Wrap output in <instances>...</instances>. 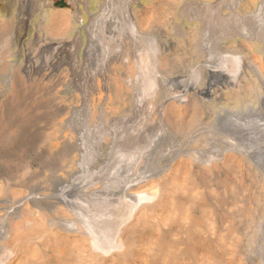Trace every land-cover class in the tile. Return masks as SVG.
Returning a JSON list of instances; mask_svg holds the SVG:
<instances>
[{
    "label": "rangeland",
    "instance_id": "obj_1",
    "mask_svg": "<svg viewBox=\"0 0 264 264\" xmlns=\"http://www.w3.org/2000/svg\"><path fill=\"white\" fill-rule=\"evenodd\" d=\"M101 1L55 0L57 13L33 6L30 21L17 23L15 7L0 0V264H264L263 172L239 151L211 164L195 158L232 140L217 126L225 113L264 127V0H132L138 36L129 29L104 41L107 31L83 27ZM201 1L210 11L198 10ZM50 41L64 42L67 62L26 72L29 57L50 55ZM153 41L159 67L145 74L140 60ZM216 66L234 81H212L207 67ZM153 78L152 105L172 135L148 151L152 177L128 189L158 194L131 224L125 253L91 259L81 236L51 221L76 218L64 203L106 190L113 167L127 163L121 132L148 120ZM210 82L208 95L194 89ZM182 149L190 152L153 172ZM145 150L134 164L144 167Z\"/></svg>",
    "mask_w": 264,
    "mask_h": 264
},
{
    "label": "bare ground",
    "instance_id": "obj_2",
    "mask_svg": "<svg viewBox=\"0 0 264 264\" xmlns=\"http://www.w3.org/2000/svg\"><path fill=\"white\" fill-rule=\"evenodd\" d=\"M5 1L9 6L13 5L15 7L18 19L17 23L26 19L27 16L30 21L33 6H41L40 10L43 12L45 17H48L49 14H55L61 10L55 6V0H42L43 4L41 3V0H37L35 5L33 3L34 0ZM76 1L77 0H75V2ZM79 1L82 3L84 2V0ZM88 1L90 2V0ZM131 1L132 0H102L99 3V10L89 13L90 19L89 21L87 20L88 22L86 24H83V27L89 31L87 32L88 34L97 32L99 35L101 32L107 31L108 35H100V38L103 41L107 40V38L109 39L110 35H121L123 34V31L129 29L132 34L136 33L135 36H138L137 32L140 31V28L137 25V18L133 14L134 6H132ZM197 5L199 8L206 6L204 10H202L203 8L201 10L198 9L199 11H210L211 4L207 1H201ZM75 7H77L75 8V13L73 8L69 11L70 15L72 14L73 16V22H75L74 17L78 18V11H81L77 5ZM158 44L159 43L154 41L150 43L145 49V51H147L145 54V60H143V58L140 60V63L144 65L142 69L143 71L145 70V74L153 68H155L156 73V70L159 67L158 65L161 51ZM64 45L63 41H50L44 44V49L46 51L49 50L50 55L41 56L43 58L42 60H39L40 56H35L34 59L29 57L28 60L31 63L26 65V72L33 71L39 73L50 66L58 69L67 62V58H65V55L63 54ZM105 50L106 46H103L102 52H105ZM98 68L99 67L96 69L98 70ZM207 69L208 75H210L211 80L214 82H233L236 78L235 75L230 74L223 67H207ZM160 79L162 82L163 79ZM128 81L130 82V80ZM165 83H167V80H165ZM212 85L214 84L211 82L206 83L205 85L198 84L194 87V89L199 93L208 95L211 93ZM156 89V82L153 78L151 82L149 81V88L147 89V94L144 100L147 103L148 110V113H146L148 117L145 116L148 120L145 124L135 129L137 130L135 132H133L132 129H127V127L121 132V137H124L121 140L122 142L119 143V146L121 147V150L124 151V158L127 163H120L117 168L116 166L113 167L110 171V175L107 177L108 185L104 186L107 189L105 190L97 187L98 189H96V191L93 190L91 192H86L85 189L81 190V193L74 195V199H69L64 203L66 206L71 208V211L72 209H75V212L73 213L76 215V218L56 216L51 221L59 228L65 230V232H71L72 234L75 233L81 236L87 242L88 257L90 256L91 259H94L95 255L97 256L98 254L101 256H110L114 252L118 251H120V253H125V249L128 246V236L131 224L138 220V217L143 210L142 206L146 202L153 200L158 194L157 191H143L142 193L139 192L132 194L128 189V187L132 185L130 182H141L146 178L152 177V175H148V171L146 170V167L150 162L148 151L150 149L153 150L155 148L153 146L157 145V143L163 139V136L171 134L170 131L164 134L163 129L167 125L164 123L161 113L158 112V109L154 110L152 105ZM182 101L185 100L182 99ZM154 113H159L157 114L158 116L155 117L156 119L154 118ZM238 116V114L225 113L219 117L217 121L219 123L217 124L218 129L221 131L224 130V134L231 135L232 140H225L224 146L221 144L219 145V147L221 146L220 148L213 149L210 153L205 154L200 151L195 158H199L207 164H211L212 160H222L226 150L239 151L248 154L264 174V127L254 126L256 122L252 125L251 123L254 120H245L247 116H244L243 119H240L241 116ZM263 122L264 120L259 121L257 126ZM253 130H258V136L251 133ZM221 142L223 143V139ZM144 148H146L144 151V154L146 155L143 157V167L134 164L133 160L137 157V153ZM188 152H190L188 149H182L178 152L176 151V153L173 151V154L171 156L169 155L164 163L161 164L162 166L154 169L153 172L157 171L155 172L157 173L156 175L164 173L171 167L172 163L178 159L180 155ZM122 182L123 184H121ZM117 186H121L122 196L116 197V195L121 192L118 191L116 188ZM31 199L36 202L45 201V198L33 197ZM125 199H132L134 201L133 203L130 202L131 204H128L129 206L126 207V205L124 206L123 204ZM256 248H259L260 250V245L256 246ZM49 261L51 260H46V262Z\"/></svg>",
    "mask_w": 264,
    "mask_h": 264
}]
</instances>
